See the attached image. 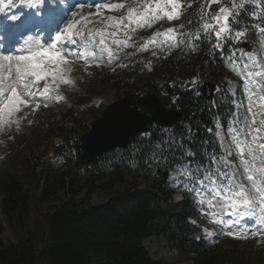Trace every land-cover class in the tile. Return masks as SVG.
<instances>
[{
  "label": "trees",
  "instance_id": "16d2710c",
  "mask_svg": "<svg viewBox=\"0 0 264 264\" xmlns=\"http://www.w3.org/2000/svg\"><path fill=\"white\" fill-rule=\"evenodd\" d=\"M202 2L193 0V7L187 9L191 19L196 18ZM253 35L250 33L248 39ZM196 43L200 45L197 53L157 60L150 71L136 63L113 74L111 81L106 79L116 95L122 90L133 99L146 93L164 95L169 108L180 110L182 121L163 138L159 130L152 132L151 140L149 135L136 137L125 150L76 169L80 136L88 125L86 119L69 110L59 120L47 119L50 127L44 132V137L52 133L64 141L70 159L61 168H53L49 161L24 149V141L18 142L13 156L0 158V232L5 221L14 238V242L0 241V264H164L152 259L142 246L147 236H160L168 249L192 254L191 264H264V243L256 240H229L215 246L196 240L200 231L188 221L196 214L195 207L187 199L173 202L157 173L158 168L194 164L196 155L186 158L183 154L189 149L204 153L215 122L226 123L224 54H213L207 37ZM192 78L214 83L222 90L207 101L197 90H183ZM83 104L77 102V107ZM86 109L93 118L102 110L93 106ZM160 141L166 142L165 146L172 143L166 159L154 155ZM201 159L198 164L207 162V156ZM37 176L43 178L42 185L30 187ZM80 180L84 192L77 199ZM137 180L146 188H140ZM97 189L108 199L93 206L90 196ZM59 192L63 194L61 201L51 199Z\"/></svg>",
  "mask_w": 264,
  "mask_h": 264
},
{
  "label": "snow or ice",
  "instance_id": "6c2138e0",
  "mask_svg": "<svg viewBox=\"0 0 264 264\" xmlns=\"http://www.w3.org/2000/svg\"><path fill=\"white\" fill-rule=\"evenodd\" d=\"M86 4L96 11L87 14L74 11L72 21L65 24L72 6L63 7L62 0H20L19 4L15 0H0V12L17 9L0 19V129L12 124L18 127L20 119L16 117L23 108L35 103V112L41 98H51L60 85L73 84L66 78L74 71L73 65L84 61L87 71L93 65L100 67L105 54L109 63L119 59L118 51L135 46L133 35L138 30L151 29L161 20H181L186 9L193 7V0H92L90 4L77 0L75 7L82 11ZM204 5L195 19L158 29L136 51H147L150 45L160 51L167 48V54L185 45L195 51L198 45L194 41L208 37L213 40L211 51L219 54L232 43L247 42L253 32L264 51V39H260L264 37V0H204ZM194 23L196 32L190 30ZM186 25L188 31L184 30ZM160 37L164 39L158 40ZM240 51L248 62L241 67L230 58L229 63L243 81L246 111L234 115L227 126L230 140L221 144L222 154L214 153L205 164H197L182 174L191 181L184 187L197 198L202 214L227 229L224 235L247 239L264 237V60L258 61L253 52ZM152 55L159 58L156 52ZM151 63L146 64L149 70ZM189 83L198 81L193 78ZM62 98L55 95L57 102ZM220 128L218 121L216 135L223 141ZM165 144L157 142L153 150L160 159H166V153L172 150L171 141ZM234 153L235 160L229 159ZM183 155L192 158L196 152L189 149ZM196 173L200 176L196 177Z\"/></svg>",
  "mask_w": 264,
  "mask_h": 264
},
{
  "label": "rangeland",
  "instance_id": "374dc122",
  "mask_svg": "<svg viewBox=\"0 0 264 264\" xmlns=\"http://www.w3.org/2000/svg\"><path fill=\"white\" fill-rule=\"evenodd\" d=\"M68 1H70V0H68ZM73 7H75V6H73ZM94 9H95L94 7L89 8L87 5H85L84 10H83V14H87ZM122 12H123V10H121V13ZM121 13H106V14L120 15ZM67 15H68V12H67ZM76 18L78 19L79 16ZM72 19H73L72 14H70L69 19H67L65 22L69 23L72 21ZM152 28H154L156 31L155 25ZM113 47L115 48L114 45H113ZM154 47H156V46H154ZM126 49L127 48H123L122 51H118L119 57L125 55L124 53H125ZM176 49L177 48H175L173 50L175 51ZM152 52H156V51L154 49H151L149 51V53L152 54ZM260 52H262L263 59H264V51L260 50ZM73 67H74V71L72 73L74 74L76 79L78 78L79 80L77 81V80H75V78H73V77L69 78L67 76L66 78L71 79L74 83L71 85H64L63 86V90H64L63 93H65V94L80 90L81 87L83 86V84L89 80V76L86 74V71H85V63L79 62V63L73 65ZM95 69H98V68H95ZM87 71H88V69H87ZM231 75H233V74H231ZM231 75L229 77L230 81L233 80L236 83V78H233L235 76L232 77ZM237 78H239V77H237ZM242 89H243V85H242ZM95 91L98 94H102V97L104 98V100H106L107 103L114 100V97L109 90V85L107 84L106 81H98L97 82V88ZM58 93H59V91H58ZM41 99L45 100V98H41ZM61 102H62L61 100L59 102H57L55 100V97H54L53 101H49L47 103V107H45L44 105L39 106V108L35 112H33V108L35 107V103L30 104L26 108H23L22 111H20L16 117V118L20 119L18 127L16 124H12L10 127L5 125L2 127V129H0V142H3L1 152H6V151L10 150V154H11L12 150H13L11 148V144L16 141L17 136H19V138L23 137V136L28 137L29 139L35 138L37 133L32 132V129L33 128L35 130H37V128L39 129L40 124L38 122H40V123L42 121L44 122L46 120L45 118L48 117L50 115V113L56 111L55 109H56L57 105L60 104ZM101 104L103 106V104H105V101H102ZM244 111H246V110H244ZM23 117H26V118H23ZM229 159H232V158L230 157ZM106 175H107V173H106ZM126 178H129V177L126 176ZM82 182L83 181L80 180V182H79L80 184H78V186L81 187L80 188L81 192L77 195V197H76L77 199H81L83 197L84 189H83V186L81 185ZM42 183H43V178L37 176L35 178V181H33L29 186L31 187V186H35L37 184L42 185ZM136 183L139 187H145L144 186L145 184L143 181L140 182L137 180ZM25 184L28 185V183H25ZM177 184H178L177 174L174 173L172 178L169 179L168 184H167L168 188H171V190H173L171 192L173 200H179L181 198V191H179V189L177 188ZM152 192L155 193L154 190H152ZM62 196H63V194L61 192H59L57 194L51 195L50 197H51V199H54L57 197V202H59V201H61ZM107 199L108 198H106V196L104 194H102V191L97 189V190H94V192L91 194L89 202L91 205L96 206V205H101V204L105 203L107 201ZM0 203H1V195H0ZM36 214H38V212ZM0 217H2L1 206H0ZM224 219L227 220L228 217H224ZM2 223H3V228H2V231L0 232V241H2L3 243L14 242V238H13L9 228L7 227L5 221H3ZM203 225L204 226H200V228L203 232V235H205L209 240L214 241L215 239L232 238L230 236L223 234V231H226L227 229H223L222 226L219 224H212L209 222V223H205ZM233 230H236V229H233ZM208 232H212L213 234L208 235ZM248 238H258V239L264 240V237H261V236H257V237L249 236ZM233 239L237 240L235 238H233ZM241 239H243V238H241ZM143 245L146 248V250L148 251L150 257H152L153 259L160 260L164 264H191L192 255L190 253L178 252V251L173 250V249L165 248L164 241H163L162 237H160V236H148V237H146L143 241Z\"/></svg>",
  "mask_w": 264,
  "mask_h": 264
},
{
  "label": "water",
  "instance_id": "95a60500",
  "mask_svg": "<svg viewBox=\"0 0 264 264\" xmlns=\"http://www.w3.org/2000/svg\"><path fill=\"white\" fill-rule=\"evenodd\" d=\"M165 103V99L152 94L136 101L124 98L112 103L82 136V154L78 164H87L109 149L124 146L129 137L145 132L146 124L172 125L176 113L166 112L163 109ZM149 106L152 111H149ZM138 107L144 108L148 115L140 113Z\"/></svg>",
  "mask_w": 264,
  "mask_h": 264
},
{
  "label": "bare ground",
  "instance_id": "6f19581e",
  "mask_svg": "<svg viewBox=\"0 0 264 264\" xmlns=\"http://www.w3.org/2000/svg\"><path fill=\"white\" fill-rule=\"evenodd\" d=\"M98 1V0H97ZM25 10V9H24Z\"/></svg>",
  "mask_w": 264,
  "mask_h": 264
}]
</instances>
